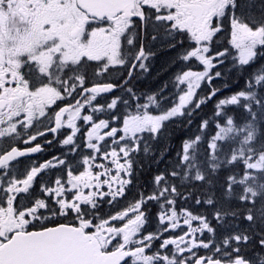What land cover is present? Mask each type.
<instances>
[{
	"label": "snow or ice",
	"instance_id": "1",
	"mask_svg": "<svg viewBox=\"0 0 264 264\" xmlns=\"http://www.w3.org/2000/svg\"><path fill=\"white\" fill-rule=\"evenodd\" d=\"M0 264H264V0H0Z\"/></svg>",
	"mask_w": 264,
	"mask_h": 264
},
{
	"label": "trees",
	"instance_id": "2",
	"mask_svg": "<svg viewBox=\"0 0 264 264\" xmlns=\"http://www.w3.org/2000/svg\"><path fill=\"white\" fill-rule=\"evenodd\" d=\"M154 48H155V52L156 55L154 56L155 58V66L151 65L150 66V70H152L150 73H148L146 76H139L137 80L133 81V83L136 85L137 88H139L141 91L144 92H148L149 90H155L156 88H158L159 86H161L162 83L169 81L174 74L180 72L182 69H184V67H189V63H191L192 61H190L189 63L186 62L185 63H180V64H176V65H172L171 61L175 58L176 53L172 52V51H168V50H162L160 47L159 42L157 41L156 43H154ZM222 50V48H221ZM230 50V55L228 57V60L231 61L234 57H236L237 55L233 52V48H229ZM194 61V60H193ZM261 61H257V63H260ZM155 67V69H154ZM228 68L231 67V64L229 63V65L227 66ZM254 67V66H253ZM154 69V70H153ZM166 69V71H165ZM226 70V69H224ZM251 70V69H250ZM125 70L119 69L117 72V75L114 77V79H118L119 76L124 72ZM90 73V72H89ZM217 83H219V81H217ZM176 89L174 91H172V88H169V91L166 93V96L169 97V103H173L176 100ZM208 91V86L206 85H202V91L200 92L201 97H203L204 93H206ZM210 108L211 105L206 106L203 109V112L201 113V115H203L204 112H207L209 114V116L211 115L210 112ZM132 110L130 109H121L122 113L128 112L131 113ZM192 131H195V126L193 127ZM176 146V147H174ZM170 147H172L173 149H178L179 148V141H173L170 144ZM162 168H164V165H160ZM227 173H222V175H226ZM183 183H188L187 181H183ZM195 191V189H193ZM127 201H123L120 200L119 201V205H123L126 204ZM200 211H204L203 208L200 209ZM209 212H211V209H208ZM205 250H201L200 251V255H202V253Z\"/></svg>",
	"mask_w": 264,
	"mask_h": 264
},
{
	"label": "rangeland",
	"instance_id": "3",
	"mask_svg": "<svg viewBox=\"0 0 264 264\" xmlns=\"http://www.w3.org/2000/svg\"><path fill=\"white\" fill-rule=\"evenodd\" d=\"M220 40H222V41H224L225 39H222L221 38V36H220ZM189 43H191V41H189ZM227 45H229V46H231V38H228L227 39ZM150 47H151V50H153V44H151L150 45ZM233 47V46H232ZM233 52L238 56V51L233 47ZM152 58L153 57H151L148 61H147V63L149 64V67H150V65H151V63H152ZM198 62V61H197ZM199 63V62H198ZM197 63V64H198ZM201 67V66H200ZM196 69V66H195V68L194 69H191V70H193V71H198V70H195ZM200 70H202V67H201V69ZM115 71V70H114ZM113 71V72H114ZM146 73H149V71L148 72H146ZM175 89H172V91H174ZM175 102H178V97H177V99H176V101ZM65 134H67V130L65 129ZM55 175H64V171L61 169V170H59L58 172H55L54 173ZM149 183L151 184V182L149 181ZM133 196H134V193L132 192L131 193ZM151 207V206H150ZM153 208V207H152ZM205 255H210V253H208V252H206L205 251Z\"/></svg>",
	"mask_w": 264,
	"mask_h": 264
},
{
	"label": "flooded vegetation",
	"instance_id": "4",
	"mask_svg": "<svg viewBox=\"0 0 264 264\" xmlns=\"http://www.w3.org/2000/svg\"><path fill=\"white\" fill-rule=\"evenodd\" d=\"M37 127L39 128V125H37ZM51 138H52L51 136L46 137V139H51ZM39 142L43 143V138ZM54 152H55V147L53 145L49 150L36 154L34 155L33 158L40 159V160H46V159H49L52 155H54ZM3 206H6V205H3Z\"/></svg>",
	"mask_w": 264,
	"mask_h": 264
},
{
	"label": "bare ground",
	"instance_id": "5",
	"mask_svg": "<svg viewBox=\"0 0 264 264\" xmlns=\"http://www.w3.org/2000/svg\"><path fill=\"white\" fill-rule=\"evenodd\" d=\"M174 147H176V146H174Z\"/></svg>",
	"mask_w": 264,
	"mask_h": 264
}]
</instances>
